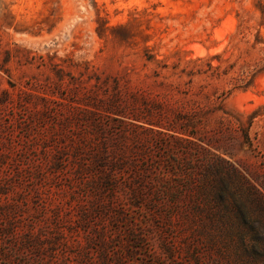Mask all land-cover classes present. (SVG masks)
Returning <instances> with one entry per match:
<instances>
[{"label":"rangeland","instance_id":"obj_1","mask_svg":"<svg viewBox=\"0 0 264 264\" xmlns=\"http://www.w3.org/2000/svg\"><path fill=\"white\" fill-rule=\"evenodd\" d=\"M203 149L228 209L191 173ZM228 161L258 190L227 179ZM99 171L155 194L111 200ZM10 221L29 242L8 263L0 234V264H264V0H0Z\"/></svg>","mask_w":264,"mask_h":264},{"label":"trees","instance_id":"obj_2","mask_svg":"<svg viewBox=\"0 0 264 264\" xmlns=\"http://www.w3.org/2000/svg\"><path fill=\"white\" fill-rule=\"evenodd\" d=\"M195 116H191L190 120H188V125L196 128L197 122L195 120ZM189 143L192 146H197L196 144H194L195 141L193 140H188ZM113 145V147L111 149H104L105 150V155L109 156L107 157V167L110 169V172L114 171L117 168H121L120 165H122V161H123V154L122 150H124V144L121 143V141H116L115 144H111ZM104 148H108L107 146H104ZM118 148V149H116ZM196 151V150H195ZM200 153L199 156H195V160H197V163H194V160H192L194 158V156H191V161H193V166L191 168V173L195 172H202L204 175V189L207 191L208 193V197L210 200H214V199H218V206H221V209H228L232 206L233 202H231V200L229 199V195L227 192H222L219 195H215V185L217 183V179L212 176V174L214 172H216L218 169V163H217V156L215 154H213L212 152H210L207 149H203V151H199ZM197 154V155H198ZM111 155V157H110ZM120 155V157H119ZM196 155V154H195ZM198 157V158H197ZM223 161V159L221 160ZM117 162V163H116ZM116 163V166H114V164ZM184 163V162H183ZM179 167L182 166L180 164H178ZM114 166V167H113ZM184 166V164H183ZM186 168V167H185ZM99 173H101L98 177L97 180H99V185L102 186V184L105 183L104 189H102L103 191L106 190L109 194V198L111 200H113L117 194V192L122 189V187H127L130 194H135V196L142 195L143 201H147V196L150 198V195L155 194L154 191H156L155 189V184L154 181L152 179H146L143 180L141 179L142 177L139 178H132L130 181H128L127 184L122 185L121 182L117 181L116 179H114L113 177L108 176V173L105 174V172L99 171ZM194 174L192 175L194 177ZM224 174L226 175L227 179H232L236 182H239L241 184L246 185V187H249L250 189H254V190H258L251 182L250 179L248 178V176L242 171L240 170L238 167L234 166L231 162H226L224 165ZM84 174H81V176H83ZM84 177V176H83ZM223 178V177H222ZM225 179V178H224ZM223 179V180H224ZM126 183V182H125ZM166 189H173L172 186L168 185L166 187ZM225 190V188H223ZM145 197V198H144ZM175 201L174 204L175 206L178 205L180 198L174 196ZM159 203L156 202H152V205H158ZM8 206V205H6ZM212 208V207H211ZM6 216H11V214L13 213V210H5L3 212ZM0 234H2L3 237L6 238L7 241V250L5 252V256L8 260V263H10L12 261V252L15 251L17 252L18 250L15 249L16 244L20 241L22 245H25L27 242H29V234L27 230H22L19 228L18 225H15L13 222H8L7 225L3 226L0 228ZM22 237L21 240H19V238ZM20 264H27L26 261L21 262Z\"/></svg>","mask_w":264,"mask_h":264}]
</instances>
